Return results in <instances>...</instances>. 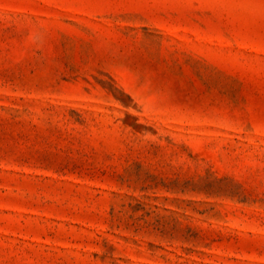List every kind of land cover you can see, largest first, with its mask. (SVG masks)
Wrapping results in <instances>:
<instances>
[{
  "label": "rangeland",
  "instance_id": "1",
  "mask_svg": "<svg viewBox=\"0 0 264 264\" xmlns=\"http://www.w3.org/2000/svg\"><path fill=\"white\" fill-rule=\"evenodd\" d=\"M0 264H264V0H0Z\"/></svg>",
  "mask_w": 264,
  "mask_h": 264
}]
</instances>
